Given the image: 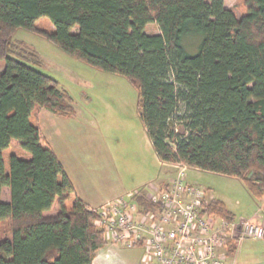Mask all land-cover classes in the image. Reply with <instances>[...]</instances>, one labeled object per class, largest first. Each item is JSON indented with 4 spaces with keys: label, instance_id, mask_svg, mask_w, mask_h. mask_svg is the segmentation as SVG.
Masks as SVG:
<instances>
[{
    "label": "trees",
    "instance_id": "1",
    "mask_svg": "<svg viewBox=\"0 0 264 264\" xmlns=\"http://www.w3.org/2000/svg\"><path fill=\"white\" fill-rule=\"evenodd\" d=\"M246 6L238 17L224 0H0V223H10L0 264H93L108 245L99 215L78 196L36 121L40 109L75 118L74 100L57 80L10 56L16 32L127 78L162 164L238 178L262 200L264 0ZM43 18L52 31L37 26ZM150 24L160 33L148 34ZM13 143L19 151L7 171L4 152ZM134 199L144 213L161 209L144 195ZM207 202V213L235 222L222 200ZM56 204L60 211L46 214ZM236 247L230 241L228 252Z\"/></svg>",
    "mask_w": 264,
    "mask_h": 264
},
{
    "label": "rangeland",
    "instance_id": "2",
    "mask_svg": "<svg viewBox=\"0 0 264 264\" xmlns=\"http://www.w3.org/2000/svg\"><path fill=\"white\" fill-rule=\"evenodd\" d=\"M224 2L226 8L233 9L238 17L247 12V0ZM37 26L47 31L53 30L52 23L46 18L40 19ZM146 32L159 34L160 30L156 24H150ZM13 40L17 48H14L15 52L10 54L11 57L54 78L73 98L76 117L69 123L63 121L64 125L61 134L56 137V142L62 148L70 150L74 156V152L78 151L84 155L80 162L85 164L81 166L94 186H102L110 191L122 182L124 186L130 187V191H134L140 186L137 184L147 178L156 180L167 175L176 176V169H166L160 165L138 116V91L127 78L90 66L36 33L19 29ZM4 63L0 60V73ZM88 146L94 148V154H89ZM82 149H85V153ZM18 151L19 145L13 143L4 152L7 171L9 155ZM186 173L188 180L201 186L207 195L210 193L223 200L229 211L235 215L236 224L246 221L260 208V203L252 198L238 178L195 168H188ZM164 188L165 186L160 185L159 189ZM151 189V186L147 190L142 187L132 193L140 192L148 196ZM2 200H10L9 189H3ZM71 205L72 201L68 202V206ZM59 211L56 204L48 215H56ZM9 229V222L0 223V242L10 239ZM106 241L108 247L119 245L117 247L123 250H116L119 254L113 252L111 260L106 264H129L125 261L129 256L127 247L123 248L124 246L114 244L108 239Z\"/></svg>",
    "mask_w": 264,
    "mask_h": 264
},
{
    "label": "built area",
    "instance_id": "3",
    "mask_svg": "<svg viewBox=\"0 0 264 264\" xmlns=\"http://www.w3.org/2000/svg\"><path fill=\"white\" fill-rule=\"evenodd\" d=\"M171 166L177 170L173 183L144 195L160 205L158 212L140 210L134 199L143 195L140 192L91 208L99 215L98 226L105 238L127 248L143 247V264H224L226 256L219 251L227 249L230 241L239 244L264 238V227L253 221L230 223L207 213L208 195L189 182V167Z\"/></svg>",
    "mask_w": 264,
    "mask_h": 264
},
{
    "label": "crops",
    "instance_id": "4",
    "mask_svg": "<svg viewBox=\"0 0 264 264\" xmlns=\"http://www.w3.org/2000/svg\"><path fill=\"white\" fill-rule=\"evenodd\" d=\"M71 119H75V118H70V119L58 118L57 116H55L53 113H51L46 109H40L38 114L36 115V121L40 126V128L42 129V132L44 133L47 142L56 152L58 158L64 165L68 175L74 182L78 196L83 201H85L90 208H96V207L100 208L103 205H105L107 202L117 199L118 197L130 194L135 190L142 188L144 186L146 187L145 190H147V188L150 186L152 189L157 190L160 188V185L167 187L173 183L175 176L174 174L167 175V177L165 178L158 177V179L156 180L152 178H147L146 180H143L140 184H137L140 186L134 191H130L129 190L130 187L124 186V183L122 182L116 184L114 188L111 189L110 191H107L105 188H102V186H94L91 183L92 181L90 180L89 176L86 175V172L81 166L82 164H85V162H80L84 159V155L78 151V152H74L75 154L74 156L70 150H68L65 147L62 148L60 144L56 142V137L61 134V129L64 125L63 123L64 122L69 123L71 122L70 121ZM93 150L94 148H91L89 146L87 147V151L89 152L90 155L91 153L94 154ZM82 151L85 153V149H82ZM160 165L166 169L173 170V167L171 165L162 164L161 162ZM195 170H199V169L195 168ZM214 198L219 199L213 196L212 194L208 193L209 200ZM257 201L260 203L259 210L255 212L247 220L253 221L264 227V199ZM52 210L50 212H47L46 214L51 213ZM108 246L109 244L105 248H103V250L106 249L105 251L97 252L93 264H106L108 260H111L113 252H114L113 254H119V252H116V250L123 251L121 250V248L117 247L119 245H113L112 248ZM126 250H128L127 253L129 254V256L125 259L127 263L143 264V262L145 261L144 259L146 258L145 250L143 249V247L126 248ZM219 254L226 256L224 264H264V238L258 240H253V239L244 240L239 244H237V247L233 253H229L227 248V249H220Z\"/></svg>",
    "mask_w": 264,
    "mask_h": 264
},
{
    "label": "bare ground",
    "instance_id": "5",
    "mask_svg": "<svg viewBox=\"0 0 264 264\" xmlns=\"http://www.w3.org/2000/svg\"><path fill=\"white\" fill-rule=\"evenodd\" d=\"M104 206V205H103ZM101 208V207H100Z\"/></svg>",
    "mask_w": 264,
    "mask_h": 264
}]
</instances>
